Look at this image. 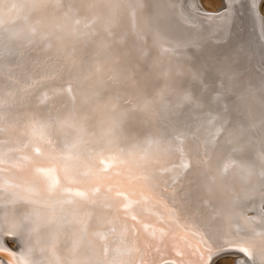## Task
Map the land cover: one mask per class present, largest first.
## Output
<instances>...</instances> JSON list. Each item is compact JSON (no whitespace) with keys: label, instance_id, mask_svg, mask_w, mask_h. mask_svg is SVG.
<instances>
[{"label":"snow or ice","instance_id":"snow-or-ice-1","mask_svg":"<svg viewBox=\"0 0 264 264\" xmlns=\"http://www.w3.org/2000/svg\"><path fill=\"white\" fill-rule=\"evenodd\" d=\"M245 7L255 15L260 4ZM147 8L0 0L8 264H244L223 255L232 249L264 264V66L256 83L239 54L190 67V42L167 32L196 31L199 12L173 7L162 23L159 6ZM233 8L207 19L225 32ZM192 174L195 203L183 188Z\"/></svg>","mask_w":264,"mask_h":264},{"label":"bare ground","instance_id":"bare-ground-1","mask_svg":"<svg viewBox=\"0 0 264 264\" xmlns=\"http://www.w3.org/2000/svg\"><path fill=\"white\" fill-rule=\"evenodd\" d=\"M257 1L260 2V0ZM222 2L221 4L226 7L227 0H222ZM147 3L148 12L154 11L155 6H159L162 23H167V18L173 7L176 9H183L185 12H199L201 18L197 20L198 27L196 31L189 34L177 27L167 32L168 39L173 42L180 39L190 42L184 48L190 67H203L211 71L212 66L217 61L226 60L228 57H236V55L239 54V70L244 74L246 79L251 80L253 83L259 81L261 69L262 66H264V47L262 42L264 37H261L259 31L260 25L257 17L259 14L250 15L245 7V5L249 3V0H234L232 19L229 21L225 32H221L217 27L218 21L214 22L213 20L207 19V17L220 14L218 11L221 7H219L218 3L211 6L209 9L200 5L198 0H147ZM136 70L138 74L143 75V73L147 71V67L141 64L137 66ZM185 82L188 83L187 80ZM196 87L197 85L192 83V88L195 89ZM232 117L235 119H242L237 113H233ZM249 158L254 157L249 155ZM199 183L200 178L195 174L187 176L184 180V191L188 193L193 203H195L199 195H201ZM251 207L252 205L250 204L249 208ZM256 207L258 210L264 211V208L260 207L258 201L256 202ZM255 215L256 211H247L248 217H253ZM233 230H236L235 226ZM6 238L9 240L11 239L10 237ZM16 249L17 252H13V248L11 251L13 253H18L20 249L18 247ZM230 252L242 255L245 254L238 250H231ZM244 256L246 258V264H250V258L247 255ZM3 260L4 259L0 258V264H3V262L4 264H8L7 259Z\"/></svg>","mask_w":264,"mask_h":264},{"label":"rangeland","instance_id":"rangeland-1","mask_svg":"<svg viewBox=\"0 0 264 264\" xmlns=\"http://www.w3.org/2000/svg\"><path fill=\"white\" fill-rule=\"evenodd\" d=\"M198 1H199L200 5H202L206 9H209V8H211V6H214L215 4L218 3L219 7H221V9L218 11L219 13L223 12L224 8H225V6L221 4L222 0H198ZM257 2H259V1H257ZM258 4H260V8L257 9L256 14L257 13L259 14V16H257L258 19H259V25H260V30L259 31H260L261 37H264V22H263L264 21V0H260V2ZM262 42H263V47H264V40L263 39H262ZM11 241H12L11 239L9 240L8 238H5V244L8 247H10L11 249L13 248V252H17L16 251L17 250L16 249L17 248V244L15 242H13V241L11 242ZM223 255H227L228 258L230 260H233V261H236L238 259L242 260L244 262V264H246V258L244 256L245 254L242 255V254H237L235 252H230V253H224ZM216 258L217 257L214 255V257L211 258V260H210L211 261L210 264H214Z\"/></svg>","mask_w":264,"mask_h":264},{"label":"water","instance_id":"water-1","mask_svg":"<svg viewBox=\"0 0 264 264\" xmlns=\"http://www.w3.org/2000/svg\"><path fill=\"white\" fill-rule=\"evenodd\" d=\"M260 211H261V210H260ZM232 250H235V249H232ZM242 253H244V252H242ZM0 258L6 260V258H5L2 254H0ZM4 260H3V261H4ZM210 260H211V259L208 260L207 264H210V262H211ZM3 264H4V262H3Z\"/></svg>","mask_w":264,"mask_h":264}]
</instances>
